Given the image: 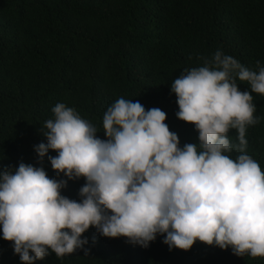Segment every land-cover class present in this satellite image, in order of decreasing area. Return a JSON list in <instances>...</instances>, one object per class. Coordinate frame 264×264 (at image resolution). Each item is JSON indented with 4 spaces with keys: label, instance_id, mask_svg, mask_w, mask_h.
<instances>
[{
    "label": "clouds",
    "instance_id": "clouds-1",
    "mask_svg": "<svg viewBox=\"0 0 264 264\" xmlns=\"http://www.w3.org/2000/svg\"><path fill=\"white\" fill-rule=\"evenodd\" d=\"M199 59L171 84L177 117L195 125L198 143L181 148L164 111L123 97L105 111L102 130L65 103L52 108L41 129L47 143L35 151L41 162L56 151L48 156L53 169L87 183L77 202L61 194L68 181L50 179L43 167L0 172V226L23 264L49 249L57 258L87 254L81 237L93 226L143 247L166 234L170 248L189 250L199 240L264 258V170L246 154L247 128L260 123L252 93L264 96V65L257 60L250 69L219 49Z\"/></svg>",
    "mask_w": 264,
    "mask_h": 264
},
{
    "label": "trees",
    "instance_id": "trees-1",
    "mask_svg": "<svg viewBox=\"0 0 264 264\" xmlns=\"http://www.w3.org/2000/svg\"><path fill=\"white\" fill-rule=\"evenodd\" d=\"M218 49L250 69L257 60L264 65V0H0V172L21 163L43 167L50 179L68 181L63 196L82 202L86 179L58 174L48 159L56 151L42 162L35 151L47 143L41 129L57 103L102 130L105 111L119 98L139 101L166 113L181 148L198 143L195 125L177 117L171 84ZM252 95L260 123L247 128L246 154L264 170V96ZM237 135L229 132L233 142ZM97 136L107 139L103 131ZM165 236L143 247L93 226L81 237L87 254L77 249L57 258L49 249L35 264H264L199 240L189 250L170 248ZM0 264H23L2 226Z\"/></svg>",
    "mask_w": 264,
    "mask_h": 264
}]
</instances>
